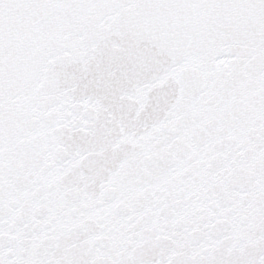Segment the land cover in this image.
Returning <instances> with one entry per match:
<instances>
[{"label":"snow or ice","instance_id":"obj_1","mask_svg":"<svg viewBox=\"0 0 264 264\" xmlns=\"http://www.w3.org/2000/svg\"><path fill=\"white\" fill-rule=\"evenodd\" d=\"M0 264H264V0H0Z\"/></svg>","mask_w":264,"mask_h":264}]
</instances>
